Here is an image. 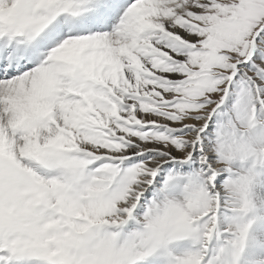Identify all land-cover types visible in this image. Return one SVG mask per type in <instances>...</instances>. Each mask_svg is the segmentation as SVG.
<instances>
[{"label":"snow or ice","instance_id":"6c2138e0","mask_svg":"<svg viewBox=\"0 0 264 264\" xmlns=\"http://www.w3.org/2000/svg\"><path fill=\"white\" fill-rule=\"evenodd\" d=\"M0 264H264V0H0Z\"/></svg>","mask_w":264,"mask_h":264}]
</instances>
